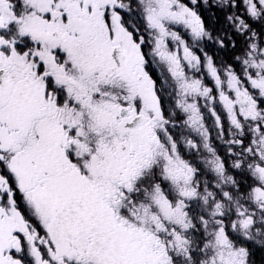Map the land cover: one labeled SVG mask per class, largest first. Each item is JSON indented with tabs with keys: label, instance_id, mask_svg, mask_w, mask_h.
<instances>
[{
	"label": "snow or ice",
	"instance_id": "snow-or-ice-1",
	"mask_svg": "<svg viewBox=\"0 0 264 264\" xmlns=\"http://www.w3.org/2000/svg\"><path fill=\"white\" fill-rule=\"evenodd\" d=\"M212 7L229 27L210 30ZM202 68L212 87L189 75ZM182 144L205 150L203 169ZM257 251L264 0H0V264H258Z\"/></svg>",
	"mask_w": 264,
	"mask_h": 264
},
{
	"label": "flooded vegetation",
	"instance_id": "flooded-vegetation-1",
	"mask_svg": "<svg viewBox=\"0 0 264 264\" xmlns=\"http://www.w3.org/2000/svg\"><path fill=\"white\" fill-rule=\"evenodd\" d=\"M201 13H202V17L205 18V20H206V24L210 25V30H212V31L220 30L222 21H224V20L226 21L225 10H222L218 7H212L211 10H208L207 8L201 9ZM228 14H230V13H228ZM177 30L181 31L182 35H184V38L189 40V42H191V37L189 35L185 34L183 32V30L180 28H178ZM203 47H204V50L207 51L209 55H213L214 60H216L218 64L229 60V57L231 56V53H227L225 50L219 49V47L217 45H215L213 42H207L203 45ZM197 54H201V53L198 52ZM202 59H203V57H202ZM159 72H160V69L157 68V75H159ZM189 75L190 76L194 75L196 77L203 78L205 84L210 86V87H212L214 85V81L211 79V77L209 75H207V70L204 68H202L201 72H199V73H194V72L190 71ZM168 91L171 92L172 95L169 96L166 93L165 94L166 101L169 104L174 105L175 100H176L175 93L173 92V90L171 88H169ZM217 97H218V94H217ZM200 103H201V105H203L205 103V101L201 98ZM216 106L219 110V105L217 104ZM201 111L205 115V124H206V126L209 127V131H210L211 136H212L213 146L217 149V152L219 155H221L222 157H225L229 160V166H230L231 157L228 154L229 146L225 143V141L227 139H229L227 132H225L223 138H218L217 137V130L213 124V118L209 115L208 110L204 107H201ZM221 115H222V119H223V122L225 124V127H227L228 122H227V118H226V113L221 112ZM184 118H186V117L184 116L183 113H181L180 119L177 121V124L182 125V120ZM176 131L177 132L182 131L183 136H186L190 139L195 140L197 143H200V137L197 136V134L195 132H191L188 128L180 127L178 129H176ZM246 143H247V140H246ZM182 154L185 155L186 159L192 160L194 163H196V165L198 167H200L201 169L204 168L203 156L207 155V153L205 152V150H203V148H201L200 153H195L194 150H190L187 148L186 145L182 144ZM237 172H238V170H234V169L230 170V174H232V175H236ZM237 178L239 179L240 177H237ZM200 179L201 180L207 179L213 183L215 182L214 174L211 173L210 171L207 173L206 176H201ZM261 257H264V252L257 251L256 260H257L258 264H259Z\"/></svg>",
	"mask_w": 264,
	"mask_h": 264
},
{
	"label": "trees",
	"instance_id": "trees-1",
	"mask_svg": "<svg viewBox=\"0 0 264 264\" xmlns=\"http://www.w3.org/2000/svg\"><path fill=\"white\" fill-rule=\"evenodd\" d=\"M227 27H229L228 24H227V22L225 20L222 21L221 29H224V28H227Z\"/></svg>",
	"mask_w": 264,
	"mask_h": 264
}]
</instances>
